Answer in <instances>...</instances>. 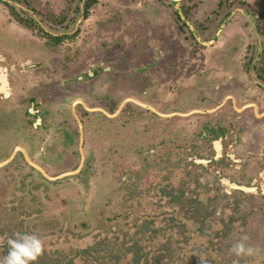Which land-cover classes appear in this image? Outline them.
I'll return each instance as SVG.
<instances>
[{
    "label": "flooded vegetation",
    "instance_id": "af4514ba",
    "mask_svg": "<svg viewBox=\"0 0 264 264\" xmlns=\"http://www.w3.org/2000/svg\"><path fill=\"white\" fill-rule=\"evenodd\" d=\"M186 1L172 0L179 31ZM92 2L78 0L82 19ZM1 16L0 257L28 233L41 242L35 264H123L132 244L143 264H264L262 13L228 35L225 21L207 34L211 19L201 33L159 35L146 19L147 35L121 41L103 36L108 20L82 43V25L51 23L40 41ZM237 242L253 254L236 256Z\"/></svg>",
    "mask_w": 264,
    "mask_h": 264
},
{
    "label": "rangeland",
    "instance_id": "374dc122",
    "mask_svg": "<svg viewBox=\"0 0 264 264\" xmlns=\"http://www.w3.org/2000/svg\"><path fill=\"white\" fill-rule=\"evenodd\" d=\"M5 1V0H4ZM97 2L93 4L88 16L85 19H82L80 12H77V3L78 0H20L19 5L16 4L14 1L8 2V6H5L1 3L0 5V13L3 15L1 16V20L5 24L8 30H12V32H22V35L26 38H34L40 41L45 40L46 34L44 33L43 28L50 27L51 23L59 24L63 22V20H67V23L70 25L67 28V33L70 34L82 25L81 29H79V40L82 43L86 40L88 36L91 37V34H94L95 28L98 27L100 22L104 23L109 20L110 26H108V30L103 31V36L105 38H115L118 40H127V36L132 35H141L142 33H146L148 28L146 29L145 23L143 20L151 19L154 20V24L156 26L157 33L160 35L162 31H165L164 34L170 33L169 30L172 27L175 31H178V34H193L201 33L202 30H208L207 34L215 35L221 27L218 25L219 23H223L221 30L222 33L228 34H240L243 33V30H246L243 27L245 24V20H247L248 16L256 17L258 14L264 15V0H189L186 1L184 4L189 5L190 10L188 11L187 19H189V25L185 27L184 30H180L174 24L176 19L175 7L172 4V0H96ZM240 2V3H239ZM18 14V18L11 17L10 13ZM162 12V15H161ZM34 19L36 22L35 26L29 28L24 27L19 23V19ZM9 22H6V20ZM207 20H214L215 23L212 22L210 27L206 29L204 26L207 24L205 21ZM5 20V21H4ZM173 21V22H172ZM43 27L41 26V23ZM170 24L166 28H162V25ZM10 24V25H9ZM138 24H141L139 26ZM137 25V26H135ZM144 25V26H143ZM241 25L242 27H237ZM218 26V27H217ZM193 30H191V28ZM241 28V31H238ZM252 27H248V31ZM51 30V28H50ZM52 32V31H51ZM175 32V34H176ZM147 35V33L145 34ZM221 46V44H220ZM165 48H160L159 51L164 50ZM86 66V65H83ZM80 67L76 68V71ZM124 161L127 163V156L124 158ZM132 168L139 167L141 165L138 163H130L128 162ZM128 173L130 174V167ZM133 170V169H132ZM127 173V167L124 169H119L117 171V178L122 177ZM154 175V174H153ZM12 186L18 187L20 183L17 181H13ZM121 189V185L118 183H114L113 190ZM76 190H78L76 188ZM144 193H151L152 198L157 199L160 198V190L158 188H154V186H150L149 184H145L143 186ZM100 190H96V192H100ZM24 190L21 191V194ZM66 192H57L52 195H64ZM124 193L122 192L121 195ZM162 195V194H161ZM50 206H54V203H50ZM59 205L55 203V209H58ZM63 207V206H62ZM105 208V215L102 217H110L109 209ZM64 212V210L62 209ZM77 215V221L79 216L82 220L89 221L88 223H92L91 219H87L85 215ZM188 217L187 215H181V219L185 220ZM54 218H57L56 216ZM48 219V218H47ZM189 222H192V219L189 218ZM59 220V219H58ZM103 220V219H102ZM73 222L71 226L79 227V224L87 225L86 223L80 222ZM53 222V221H52ZM72 223V221H71ZM47 225H51V223H47ZM53 225V223H52ZM47 228V227H46ZM45 228V229H46ZM49 233L48 229H46ZM57 232V231H56ZM78 232H75V234ZM79 234V233H78ZM87 235V232L82 233L83 235ZM79 235V236H80ZM83 240V239H82ZM160 246V244H159ZM70 252V251H69ZM263 251H261L262 253ZM140 251L137 250V246L132 244L128 249L126 248L124 255V263L123 264H143L142 259L139 260ZM127 255H129V259L127 260ZM41 264L46 263V260L40 259ZM35 264V262H32Z\"/></svg>",
    "mask_w": 264,
    "mask_h": 264
},
{
    "label": "clouds",
    "instance_id": "9594fccd",
    "mask_svg": "<svg viewBox=\"0 0 264 264\" xmlns=\"http://www.w3.org/2000/svg\"><path fill=\"white\" fill-rule=\"evenodd\" d=\"M7 253L0 257V264H32L41 253V242L35 235L28 233H14L6 241ZM231 251L236 256L252 255L254 250L237 242Z\"/></svg>",
    "mask_w": 264,
    "mask_h": 264
}]
</instances>
